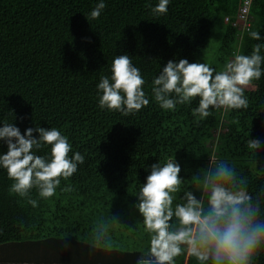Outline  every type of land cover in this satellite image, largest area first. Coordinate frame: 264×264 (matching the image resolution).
I'll return each instance as SVG.
<instances>
[{
	"label": "trees",
	"instance_id": "trees-1",
	"mask_svg": "<svg viewBox=\"0 0 264 264\" xmlns=\"http://www.w3.org/2000/svg\"><path fill=\"white\" fill-rule=\"evenodd\" d=\"M242 1L169 0L167 13L156 15L151 8L159 0H103L105 9L92 20L100 0H0V127L12 123L22 135L28 128L54 127L72 144L70 157L75 152L85 157L76 173L61 178L53 197L31 190L36 207L10 193L14 181L0 167V245L40 242L38 248L53 251L55 242L66 247L60 263L82 252L84 259L100 258V264H138L150 247L136 207L138 193L151 166L169 159L180 165L184 181L174 203L182 202L184 190H195L191 178L210 159L234 165L253 197L264 188V72L245 89L247 109L210 108L204 119L193 114L199 97L164 110L152 93L153 80L170 60L221 71L235 55H251L255 44H264V0H251L252 24L241 34L223 20ZM250 31L261 39H252ZM119 55H128L140 70L149 100L127 117L99 107L97 85L102 76L111 82ZM249 139L262 142L257 152L247 147ZM50 150L45 145L36 154L50 156ZM7 151L0 140V155ZM68 186L71 191H62ZM194 194L199 198L200 192ZM261 202L264 213V197ZM109 216L118 223L109 233L112 246L104 248L90 234L96 221ZM176 264L198 261L185 254ZM254 264H264V250Z\"/></svg>",
	"mask_w": 264,
	"mask_h": 264
},
{
	"label": "clouds",
	"instance_id": "clouds-1",
	"mask_svg": "<svg viewBox=\"0 0 264 264\" xmlns=\"http://www.w3.org/2000/svg\"><path fill=\"white\" fill-rule=\"evenodd\" d=\"M169 0H159L151 8L153 14H166ZM106 5L103 0L91 11L96 20ZM254 40H260L257 31H250ZM264 44H255L251 55H235L224 69L216 71L206 63H178L168 61L153 80L152 93L164 110H175L178 104H190L199 97V106L193 114L204 119L212 113L210 108L247 109L245 89L262 76ZM111 82L102 76L97 85L102 95L99 107L116 111L127 117L149 104L143 91L145 83L140 70L128 55L117 56L112 63ZM174 94V95H173ZM39 133L34 138L33 132ZM0 140L7 143L8 151L0 155V167L7 170L13 180L9 191L29 204L37 206L30 192L38 189L39 197L48 199L56 194L61 178L67 180L83 164L85 157L75 152L68 137L54 127L28 128L21 134L18 127L4 124L0 127ZM259 139L247 140L251 150L261 148ZM50 145V156L36 154ZM180 165L169 159L153 164L146 183L138 193L136 205L143 216L145 231L150 236V247L138 264H176L181 255L193 257L198 264H254L264 250V188L253 197L248 191L246 177H241L234 165L224 160L210 159L205 169L191 178L195 190H184L181 203H174L182 192L184 181L179 176ZM71 186L62 191H71ZM194 191L200 192L199 198ZM118 223L115 217H102L94 223L91 239L97 246L110 248V230Z\"/></svg>",
	"mask_w": 264,
	"mask_h": 264
},
{
	"label": "crops",
	"instance_id": "crops-1",
	"mask_svg": "<svg viewBox=\"0 0 264 264\" xmlns=\"http://www.w3.org/2000/svg\"><path fill=\"white\" fill-rule=\"evenodd\" d=\"M40 242H8L0 245V260L3 264H100V258L89 257L87 259L82 257L66 258L60 263L66 247H61L53 242L52 247H56L53 251L44 249L43 245L39 246ZM62 251V252H61ZM61 252V253H60ZM59 253V254H58Z\"/></svg>",
	"mask_w": 264,
	"mask_h": 264
},
{
	"label": "built area",
	"instance_id": "built-area-1",
	"mask_svg": "<svg viewBox=\"0 0 264 264\" xmlns=\"http://www.w3.org/2000/svg\"><path fill=\"white\" fill-rule=\"evenodd\" d=\"M251 0H243L238 11L234 16L230 17L229 15L223 16V20L230 21L235 25L240 34L245 30H248L252 24V16L250 14Z\"/></svg>",
	"mask_w": 264,
	"mask_h": 264
},
{
	"label": "rangeland",
	"instance_id": "rangeland-1",
	"mask_svg": "<svg viewBox=\"0 0 264 264\" xmlns=\"http://www.w3.org/2000/svg\"><path fill=\"white\" fill-rule=\"evenodd\" d=\"M218 29V28H217ZM218 37L219 34H216L212 39H211V46H210V52L213 51V49L215 48V46L217 45V41H218ZM250 87H253V85H251Z\"/></svg>",
	"mask_w": 264,
	"mask_h": 264
}]
</instances>
